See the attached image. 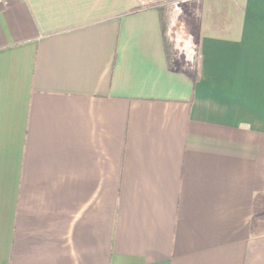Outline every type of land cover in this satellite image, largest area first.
I'll return each instance as SVG.
<instances>
[{
    "label": "crops",
    "instance_id": "0c3cea01",
    "mask_svg": "<svg viewBox=\"0 0 264 264\" xmlns=\"http://www.w3.org/2000/svg\"><path fill=\"white\" fill-rule=\"evenodd\" d=\"M0 264H264V0L0 1Z\"/></svg>",
    "mask_w": 264,
    "mask_h": 264
},
{
    "label": "built area",
    "instance_id": "2783aa9c",
    "mask_svg": "<svg viewBox=\"0 0 264 264\" xmlns=\"http://www.w3.org/2000/svg\"><path fill=\"white\" fill-rule=\"evenodd\" d=\"M0 1H4V0H0Z\"/></svg>",
    "mask_w": 264,
    "mask_h": 264
}]
</instances>
